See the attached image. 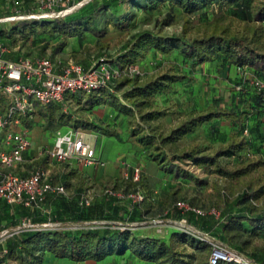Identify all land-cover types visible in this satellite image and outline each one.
<instances>
[{"label":"trees","instance_id":"16d2710c","mask_svg":"<svg viewBox=\"0 0 264 264\" xmlns=\"http://www.w3.org/2000/svg\"><path fill=\"white\" fill-rule=\"evenodd\" d=\"M251 1L252 0H90L77 11L64 17L48 19V22L47 19H42V25L40 26L37 24L40 21H31V27L25 25L27 20L18 21L15 29L19 34L25 37L27 35L25 32L26 28L31 30L39 28L41 32H47L49 36L48 39L53 42L59 39L56 45L57 49H61L65 46L67 38L76 36L81 37L87 32L92 37H96L95 44L102 49L103 44L99 38L103 37L109 31V27H112L127 35V41L122 46V49L125 51L118 55L117 60H113L107 56V53L104 52L105 48H103L102 53L96 57L95 61L105 58L109 63L120 70L126 65H137L139 68L148 50H154L165 55L176 53L174 55L176 60L174 61L173 59L172 62L176 64L177 69L188 66L190 69H193L194 67L210 62H215L218 66L233 67L236 77L234 80L235 82L231 86L233 93V95H230L231 101L224 107H221L218 103L219 101H216V103L210 104L202 111L190 113L184 120L178 122L174 127L169 129L167 134L163 137V142L173 144L181 137L192 133L200 126L209 122L219 124V121L222 119L233 123V129L236 130V126L241 119L240 115L237 113V102H246L248 104H253L252 106H259L258 108L255 107L259 112L264 110V91L257 90V88L251 84V80L253 79L264 82V45L257 43L255 39L256 36L259 35L257 32L254 33L253 38H247L244 35L238 34H226L221 31L216 33L212 32L207 36L169 38L149 30H133L138 23L137 18L135 16L131 18L128 17L129 12L122 9L123 5L129 2L135 10H142L144 12H147L150 8L154 9L156 10L154 14V19L156 21L157 16L161 13V6L165 4L171 6L170 9L176 8L182 14L191 15L196 12L207 14L215 8L217 9L226 3H231L233 13L237 15L238 18L241 16L243 20H248L246 11ZM11 2L21 4V7H25L24 11L29 9L31 4H36L35 0H11ZM37 7L36 4L35 8L28 11L37 12ZM251 20L252 22H264V1H262L261 5L253 13ZM20 24H23V26L20 27ZM4 34H6L7 37H11L10 33ZM1 44L6 45V43L2 42ZM7 55H10V57L6 58ZM16 57L17 55L14 52L4 55V58L8 60L16 61L18 60ZM47 57L54 59L51 56ZM158 65L160 67L161 63L158 62L154 66L157 68ZM186 78L187 75L180 71H178V73L171 71L161 72L146 77L141 84L137 85L136 82L139 79V75H135L130 79L123 77V79L114 80L112 85L114 91L104 89L90 94L79 93L69 95L65 104L77 106L79 110H85L86 113L95 106H111L118 113L132 117L137 116L138 111L142 121L148 122L167 115L164 109L158 108L155 104L158 95L167 92L173 85L178 84ZM129 80H134L135 83L130 84L129 82L132 81ZM119 92H121V95L117 94ZM7 103V99L0 94V106H6ZM57 106L62 109L61 105ZM251 110L252 109L245 112L243 111V113L247 115L244 116L242 120L241 130L240 128L238 129L241 135L245 130L248 132L249 121L252 116ZM62 124L63 123H61V125ZM82 127L93 130L100 129L91 122L83 124ZM105 134H109V132L105 131ZM130 135L144 148L150 158L154 161H158L159 166L166 173H171L173 178L192 179V175L184 170L178 169V165L175 164V161L178 159L177 157L174 155L172 157H167L163 153L160 154V147L155 143V137L157 136L151 132V130L146 129L145 131L141 128L139 129V127H133L130 129ZM248 149L245 139H239L235 132L231 135V139L224 147L215 150L211 155L197 156L194 150H188L179 158L181 160H192L196 166L202 167L205 171L214 168V170L220 172L221 175L224 174L227 177L235 178L246 174L255 165V163L252 162H247L245 165L239 162L241 155H237L239 152L243 151V157L246 158L252 156V152ZM230 157H235L237 159L236 162L241 165L234 171H224L219 163V159ZM261 193L262 189L249 190L247 188L243 190L232 201L226 200L217 218L214 214H205L202 216L192 212L182 214L175 207H172L170 210L172 211L174 219L179 220L185 218L189 225L197 227L204 233L212 234L219 238L230 249L244 255L250 259L252 263L264 264V252L253 251L245 253L240 245L233 244L230 237L226 235L228 230L235 227L251 235L264 238V207L256 210L253 204V201L257 200ZM79 195L80 192L69 197L50 194L39 208H24L22 206L11 205L4 201H0V229L3 227L15 226L22 217L26 216L31 218V220L34 219V221H44L45 218L43 217L46 214L45 211H48V213L50 212L51 218L60 221H118L119 218H122L117 215L121 207L112 206L110 203L104 202L103 200H94L90 206L80 207L78 205ZM133 204L131 214L135 215L139 211L137 207L139 203ZM7 207L11 208L7 209ZM139 214L141 213L139 212ZM15 215L19 216L16 222L10 225L1 223L7 216L9 220H13ZM174 237H180L184 240L186 238L184 233L180 235L177 233ZM174 237L167 243L153 237H138L137 235L130 234L129 230L27 231L7 240L5 242L7 253L2 256L16 260L17 264H39V253L42 250H46L49 254L57 258H68L76 262L86 259L100 260L109 254H123L129 251L142 260L156 262L158 264H192V261L183 259L174 250ZM198 244H200L202 248L209 249V245L205 241L198 240ZM206 264H208V262ZM218 264L232 263L219 262Z\"/></svg>","mask_w":264,"mask_h":264},{"label":"rangeland","instance_id":"374dc122","mask_svg":"<svg viewBox=\"0 0 264 264\" xmlns=\"http://www.w3.org/2000/svg\"><path fill=\"white\" fill-rule=\"evenodd\" d=\"M262 1L264 0H252L250 2L249 8L246 11L248 20H243L241 16L238 18V16L232 11L233 8L231 3H226L217 9L215 8L207 14L196 12L191 15L182 14L176 8L170 9L171 6L165 4L161 6V13L157 16L156 21L154 19L156 10L154 9L146 8L149 9L147 12L135 10L129 2H126L122 9L129 12L128 17L131 18L132 16H135L137 18L138 23L133 30H149L169 38L207 36L212 32L216 33L220 31L226 34H238L244 35L247 38H253L254 33L257 32V34H259L255 38L257 43L264 45V22H252L251 20V16L261 5ZM20 5L21 4L12 3L11 0L0 1V19H5L14 15H23V13H32L28 10L36 7V4L33 3L30 5L29 9L24 11L25 7H21ZM18 21L20 22L23 20L0 22V33H3L0 34V43H6V45H2L5 48V54L14 52L17 55L16 59H37L38 57H47L50 53L49 48H52L50 46L53 42L48 39V33L41 32V29L39 28H35V30L32 29L34 31L26 28L25 32L27 35L24 37L15 29ZM31 21H40L37 24L38 26L42 25V19L27 20L25 25L31 27ZM48 21L49 20L47 19V22ZM22 26L23 24H20V27ZM4 33H10L11 37H7ZM126 36L127 35L125 34L118 36L117 40L110 44V51H113L114 54L119 53L120 50H122L123 44L127 41ZM175 54L176 53H170L165 55L154 50H148L141 66L139 65V70L142 74L139 75L136 84H141L148 76L161 72H172L174 68L173 66L176 65L172 62L173 59L174 61L176 60L174 58ZM8 57H10V55H7L6 58ZM158 62L161 63V66L159 67L158 65L156 68L154 65ZM179 63L182 64L181 62ZM120 79L123 78H119V80ZM225 79L226 75L221 77V79L220 77H209V79L206 80H197L195 85L197 84L199 89L208 87L207 89L211 90L212 94H216L218 99L222 98L224 106H226V103L231 101L230 95H233L231 86L235 81L229 80L228 84L225 85ZM129 81H132L129 82L130 84L135 83L134 80ZM179 87L173 89L174 93L178 94L179 91L182 92V88ZM117 94L121 95V92ZM184 101L185 99L181 100V102ZM155 102H157V100H155ZM237 103V113L240 115L241 119L236 126L237 129H233V131L237 133L239 139H245L248 148L252 152V156L247 158L243 157V151L239 152L237 155L241 154L242 156L240 155V158H237L240 159L239 162H242V165H245L247 162L255 163L249 172L239 177L230 178L224 174L221 175L220 172H217L214 168L205 171L202 167L196 166L192 160H181L179 158L188 150H194L197 156H201L211 155L215 150L224 147L231 139L230 129L231 127H234L233 123L230 121H228L230 122L229 126L231 125L228 133L224 132V134H220V132H217L214 135L212 130L215 129V127L219 128L222 124L218 125L209 122L200 126L192 133L181 137L177 142L172 144L163 142V137L167 134L169 129L174 127L178 122L184 120L187 116L183 118L184 115H179V120L178 117L176 118L175 116V121L173 120L172 124L169 126L168 121L166 122L163 119L143 122L138 111L137 116L124 117L125 115H123L121 119L118 120L116 117L113 118L111 114L109 118L110 121L118 123L119 128L122 130L120 132L121 139H119L116 136L90 134L86 131V128L82 127L83 124L90 123V119L85 110L81 111L77 106L63 104L61 105L62 108H65L68 112V114H66V111H63V109L56 105L57 103L50 107L37 106L36 113L31 118L21 120L18 129L26 131L30 141L31 137L34 138L31 145L35 149V155H37V158L32 163L23 164V168H25L24 171L41 168L49 173V176H51L52 182L54 183H58L62 179L69 193H75L78 190L88 191V193L94 196V198H98L102 195L104 188L110 187L124 194L137 191L141 192L144 195V201L139 203L137 207L139 212L144 214L145 217L138 218V213L136 215L130 214L132 205H134L130 200L117 199L113 201L112 206L117 205L119 208L125 206L127 211L125 213L128 215V217L124 216L119 218L118 221H123L131 225L129 230L130 234L137 235L138 237L148 235L150 238L153 237L167 243H169L172 240V237L177 235V233L178 235L184 233L186 236L185 240L180 237L173 238L174 250L183 259L192 261V264H206L208 261L209 249L202 248L201 245L198 244V239L195 236L183 231V226L181 227L175 223L172 224L167 222L163 223V225H158L156 221L161 218L157 215L162 214L167 208H171L172 203H175L178 200H183L189 205L201 209L205 214H212L215 212L217 218L219 216V211L226 203V200L232 201L239 193L247 188L249 190L262 189V193L257 200L253 201V204L256 210L264 207V110L259 112V110L255 109L256 106H252L253 104H248L246 102ZM183 106L184 104L177 107L171 104V106H166L162 109L167 112V115H170L175 109H178L177 111H183ZM1 107L3 106H0V112L3 111ZM157 107L161 109V107ZM250 109H252V116L249 121L248 132L241 135V123L244 116L247 115L243 113V111L245 112ZM61 123L63 124L61 125ZM133 127H139V129L141 128L145 131L146 129L151 130V132L157 136L155 137V143L160 147V154L163 153L167 157H172L173 155L177 157L178 159L175 161V164L178 165V169L184 170L192 175V179L187 180L186 178H182L176 181L177 179L173 178L171 173H166L159 166L158 161L152 160L148 153H137L130 144L134 141L136 142V140L131 139L130 142L126 141V139L131 136L127 135L126 129H132ZM162 128L165 130H161ZM239 128L240 130L238 131ZM76 129L85 131L84 142L91 144L95 149L96 155L100 152L102 147L104 148L102 157L106 163H104L103 166H90L94 167L93 173L90 172L88 167H79L77 163H74L73 167L68 170L66 166L59 165L63 163L51 161L46 156V150L54 145L55 137L58 132L61 134H67ZM219 161L224 171L228 172L238 169L239 165H241L236 162L237 159L235 157L220 158ZM133 162H136V164L139 165L140 170H143L146 174H143L142 176L140 173L138 182L131 181L130 166ZM112 170H118V176L114 178V180L108 181L106 180V177L108 176L107 173ZM4 172V170L0 169V176ZM61 173H63L62 176ZM82 173H84L83 175L86 177L92 174L95 175L98 179L97 182L91 184L84 183L82 180ZM175 196H180L181 198L176 200ZM8 208L11 207H7V209ZM49 213L47 211L45 216H42L45 218L44 221H34V219H32V222L43 223L47 222L48 218L52 220L53 218H51ZM18 219V215H15L13 220H9L7 216V218H4L1 223L10 225ZM52 221L67 222L54 219ZM190 227H192L191 229L194 231L202 232V230H199L197 227L192 225H190ZM226 235L230 237L233 244L240 245L245 253L253 251L264 252V238L251 235L250 233H246L235 227L228 230ZM208 238H214L222 242L212 234H208ZM48 254L49 253L46 250H42L39 253V264H48ZM2 262L17 264L16 260L9 257L5 258L0 253V264H2Z\"/></svg>","mask_w":264,"mask_h":264},{"label":"built area","instance_id":"2783aa9c","mask_svg":"<svg viewBox=\"0 0 264 264\" xmlns=\"http://www.w3.org/2000/svg\"><path fill=\"white\" fill-rule=\"evenodd\" d=\"M38 11L23 15H14L0 22L17 20H41L64 17L90 0H35ZM5 48L0 43V94L8 101L1 107L0 112V167L5 170L0 176V201L7 204L18 205L24 208H39L46 197L52 195L71 196L65 185L50 180L49 173L41 168L33 169L28 175H20L13 170L23 162V153L30 147L31 142L27 132L18 129L22 119L31 118L36 113V107H48L60 103L65 104L69 95L79 93L90 94L104 89H112L115 79L141 75L137 65H126L118 69L105 58L95 61L88 69L82 64L68 60L42 57L37 59L20 58L16 61L3 57ZM60 69V70H58ZM248 75V74H246ZM251 84L259 91H264V82L253 79ZM244 133H247L245 130ZM84 131L76 129L67 134L57 133L54 145L46 150L49 160L65 163L69 160L78 161L84 167L103 166L104 162L97 156L90 143L84 142ZM141 170L131 167V181L138 182ZM102 195L106 198L130 200L132 203L144 201V195L137 192L121 193L114 188H104ZM94 197L81 193L78 198L80 207H88L93 203ZM180 213L188 212L205 215L201 209L191 206L183 200L174 203ZM47 211H45L46 213ZM215 216L216 213L213 212ZM158 225L166 223L162 219L156 221ZM168 223L183 226V231L195 236L198 240L209 245L208 264L226 262L232 264H254L250 259L228 248L222 242L208 238V234L194 231L185 218L168 221ZM131 225L122 221L88 220L79 222H57L48 218L47 222L35 223L31 218L23 217L15 226L0 229V253L5 255L7 250L5 242L27 231L43 230H130ZM2 264H11L2 262Z\"/></svg>","mask_w":264,"mask_h":264},{"label":"crops","instance_id":"0c3cea01","mask_svg":"<svg viewBox=\"0 0 264 264\" xmlns=\"http://www.w3.org/2000/svg\"><path fill=\"white\" fill-rule=\"evenodd\" d=\"M124 32H120L117 31L115 29H113L112 27H109V31L103 36L100 37V41L103 44V48H105L104 52L107 53V56L110 59L113 60H117L118 55L121 54L122 52H124L125 50H120L119 53L114 54L113 51H110V44L114 43L117 40L118 36H122L124 35ZM59 39L54 41L53 43H51L52 48H49L50 53L48 56H51L52 58H54L55 60H60L62 61V63H66L68 60H74L76 62H80L84 68H88L90 67L94 62L96 57H98L100 55V53H102V49H100L98 46H96L95 41H96V37H92L91 35H89L87 32H85L81 37H71V38H67L66 39V44L64 47H62L61 49H57L56 45L58 43ZM5 55V53H4ZM8 60V59H7ZM14 61V60H11ZM142 63V62H141ZM173 71L172 72H176L178 73V71H180L181 73L187 75V78L184 79L183 81L179 82L176 85H173L172 88L170 90H168L167 92L161 93L158 95L159 98H157V102L155 103L157 106L161 107V109L163 107L166 106H181L182 104H184V106L182 107L183 111H177L178 109H175V111H173L172 113H170V115H166L163 117H159L158 119H156V121H158L159 119H163L166 122L168 121V125L170 126L173 122V120L178 117V120L180 118L179 115H184L183 118H185L186 116H188L190 113H194V112H198V111H202L204 109H206L210 104L212 103H216V101H219V105L221 107H224V103L221 99H218V97L216 96V94H212V91L207 89L208 87L204 88V89H199L198 85L195 83H197V80H206L209 79V77H215V78H219L221 79V77H223L224 75H226V79L224 81L225 85L228 84L229 80H235L236 77V73L233 67H223V66H218L216 65L215 62H210V63H206L197 67H194L193 69H190V67H183L181 68H176V65L173 66ZM177 69V70H176ZM60 70V69H58ZM205 77V78H204ZM194 83V84H193ZM180 86V87H179ZM182 88V92L179 91V93H174L173 89L175 88ZM230 87V86H229ZM172 91V93H171ZM201 93V94H199ZM183 94V95H181ZM198 94V95H197ZM183 96V97H182ZM185 99L184 102H181V100ZM226 103V102H225ZM228 104V103H226ZM56 105H63L60 103H57ZM223 105V106H222ZM63 109V108H62ZM63 111L67 110L64 108ZM68 114V112L66 113ZM112 114V117H116V119H121V117L123 116V114L118 113L114 108H112L111 106H95L93 107L90 111H88L87 116L90 119V122L93 123L94 125H97L100 129H87L86 131L89 132L90 134H95V135H103V136H116L119 139L120 138V132L122 131L121 128H119L118 123H116L115 121H110V116ZM174 115V116H172ZM171 116V117H170ZM124 117H127L126 115ZM175 121V120H174ZM224 121V123H223ZM227 120H220L219 124L220 127L217 129H213L212 132L214 133V135L217 132H220V134H224L228 133V130L230 129L229 126V122ZM218 124V125H219ZM161 130H165L164 128H162ZM231 135L233 133H235L233 131V127H231ZM84 131V130H83ZM105 131L109 132V134H105ZM85 132V131H84ZM127 135L130 136V128L126 129ZM33 137H31V141H33ZM131 139H135L133 136H130L129 138L126 139L127 142H130ZM213 142V141H212ZM132 145V147L135 149V151L138 152H143L146 154V151L144 150V148L139 145L138 143H136L135 141L133 143H130ZM216 144V143H215ZM35 149L32 145H30V147L23 153V162L21 164H19L13 171L20 174V175H28L33 169L31 170H25V168H23V164H30L32 163L37 157V155H35L36 153L34 152ZM104 151V148L102 147L100 152H98V154L96 155L101 161L104 162L103 157H102V152ZM147 156V155H146ZM148 158V156H147ZM77 163L78 166H82L78 161L75 160H69L63 164H59V165H63L66 166V168L69 170L73 167V164ZM106 163V162H104ZM135 163V164H134ZM130 166V165H129ZM139 167L138 164H136V162H133L130 166V170L131 167ZM83 167V166H82ZM33 168V167H32ZM93 168L94 167H88V169H90V172L93 173ZM1 170H4L0 167ZM5 171V170H4ZM141 175L143 176V174H145L143 172V170H141ZM118 170L116 171H110L108 174V176L106 177V180H114V178H116L118 176ZM117 173V175H116ZM84 173H82V180L84 183L86 184H91V183H96L97 182V177L95 175H90L88 177H86L85 175H83ZM131 174V171H130ZM63 175V173H61V176ZM146 175V174H145ZM86 177V178H85ZM147 177V176H146ZM50 180L52 181V178L50 176ZM178 181V179L176 180ZM60 184H65L62 179L58 182ZM80 192L81 193H86L89 194L88 191H81L78 190L75 193ZM75 193L70 192L71 195H74ZM94 197V196H93ZM176 200L180 199V196H175ZM95 201H106L108 203H110L111 205H113V201L117 200L116 198H106L103 195H100V197L98 198H94ZM93 200V202H94ZM174 203H172L171 208L173 207ZM117 206V205H116ZM171 208H167L166 210H164L162 212V214L157 215L158 217H160L163 221L167 222L168 221H173L174 220V216L172 214V211L170 210ZM126 207H122L119 210V213H117V215L119 217H128V215H126ZM138 213V218H143L145 217L144 214H139ZM131 214V211H130ZM136 215V214H135ZM176 220V219H175ZM146 237H150L148 235H145ZM52 263V264H158L156 262H151V261H146V260H142L138 257H136L134 254L130 253L129 251L124 252L123 254H112V255H106L105 257H103L100 260H94V259H86L84 261H80V262H74L71 261L68 258H57L55 256H53L52 254H48V264Z\"/></svg>","mask_w":264,"mask_h":264}]
</instances>
